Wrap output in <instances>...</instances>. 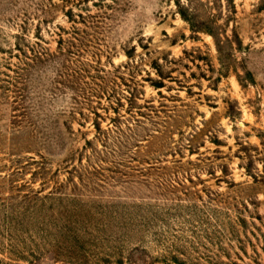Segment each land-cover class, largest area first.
<instances>
[{
  "label": "rangeland",
  "instance_id": "374dc122",
  "mask_svg": "<svg viewBox=\"0 0 264 264\" xmlns=\"http://www.w3.org/2000/svg\"><path fill=\"white\" fill-rule=\"evenodd\" d=\"M0 264H264V0H0Z\"/></svg>",
  "mask_w": 264,
  "mask_h": 264
}]
</instances>
